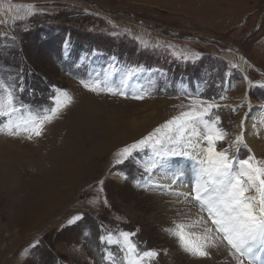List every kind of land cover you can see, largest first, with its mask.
Returning <instances> with one entry per match:
<instances>
[{"label":"rangeland","instance_id":"obj_1","mask_svg":"<svg viewBox=\"0 0 264 264\" xmlns=\"http://www.w3.org/2000/svg\"><path fill=\"white\" fill-rule=\"evenodd\" d=\"M97 81L96 91L84 86ZM0 84L5 109L13 91L14 122L43 116L63 91L72 97L40 136L0 131V264H126L122 244L100 239L120 232L134 233L139 253H159L141 264H227L186 252L174 234L183 225L200 243L188 194L208 129L197 120L200 139L191 128L169 139L162 126L219 104L204 118L221 117L217 150L234 158V171L253 156L264 167L263 153L234 144L252 104L264 110V0H0ZM8 119L0 115V126Z\"/></svg>","mask_w":264,"mask_h":264},{"label":"snow or ice","instance_id":"obj_2","mask_svg":"<svg viewBox=\"0 0 264 264\" xmlns=\"http://www.w3.org/2000/svg\"><path fill=\"white\" fill-rule=\"evenodd\" d=\"M99 83L97 81L93 86L85 83L84 86L96 91ZM4 87L0 84V88ZM8 89L6 109L4 101L0 99V115L9 119L7 124L0 126V131L6 130L10 136L25 132L29 133L28 139H32V134L42 135L45 123L50 122L61 107H66L72 101L68 92L63 91L64 99L60 100L56 97L55 106L48 109L43 116L14 122L11 116L18 109L14 106L11 86H8ZM137 98L142 99L143 97L138 96ZM220 107L219 104L201 105L200 110L183 112L162 126L167 129L165 135L169 139L171 133L183 136L189 128L195 131L197 120L202 121L208 129L204 136L207 146L201 152L200 164L202 166L192 185L193 191L188 194V198L199 205L201 215L198 216L196 223L203 225L204 231L199 237L200 243L189 239L191 233H186L183 225L176 226L177 231L174 234L178 237L182 248L194 256L210 257L211 253L208 249L224 247L229 250V255L236 261V264H245L244 257H248L249 260L253 258L256 244L264 245V167L254 165L253 158L249 157L242 159L239 162V170L234 171V158L227 151L217 150L216 143L224 140L226 136L225 132L216 127V124L221 122V117L217 115L214 121L204 118L211 115V110ZM160 131L161 128H157L149 136L131 146H125L118 153L120 159L116 161V164L124 163L135 151L142 146L146 147L148 141L153 140L154 134ZM242 142L241 136H237L234 144L239 145ZM170 155L175 157L184 155V153L172 152ZM80 219L81 216L78 215L70 223ZM113 235L116 234L109 233L108 237L101 236L100 239L102 242L122 244L126 252V264H141L144 257L159 255L155 250L139 253L136 245L129 243L134 233L120 232L115 241L112 240ZM106 255L110 258L112 253L109 252Z\"/></svg>","mask_w":264,"mask_h":264},{"label":"bare ground","instance_id":"obj_3","mask_svg":"<svg viewBox=\"0 0 264 264\" xmlns=\"http://www.w3.org/2000/svg\"><path fill=\"white\" fill-rule=\"evenodd\" d=\"M252 107H259L258 108V110H254V111H252V109L247 113V115L245 116V118L243 119V122H242V124H241V126H240V132H237V133H235V135L236 136H241V138H242V143H244V144H247L248 146H253V148L257 151V152H259V153H263L264 154V132L263 131H261V126H259L258 124H257V121L258 120H261V119H263V113H264V110H262L261 111V107H262V105L259 103V102H257L256 101V103H253L252 104ZM113 118V117H112ZM149 118H148V116H144L143 117V122L142 123H139V121L137 120V118H130V119H127L126 121H127V126L128 127H131V129H135L136 130V128L138 127V126H142L145 122L144 121H146V120H148ZM134 130V131H135ZM189 130H191V129H189ZM189 133H193L192 135H194L196 138H199L200 139V137H198V136H196V134H194V131H192L191 130V132L189 131ZM144 134V133H143ZM144 136V135H143ZM235 136V137H236ZM192 137V136H191ZM191 141V140H190ZM206 141V140H205ZM199 142V141H198ZM250 145H249V144ZM184 147V146H183ZM183 147L181 148V149H183ZM238 147H239V145H238ZM237 147V148H238ZM255 147H257V149L255 148ZM163 148H165V147H163ZM236 148V149H237ZM166 149V148H165ZM165 149H163L162 151H164ZM180 149V150H181ZM187 149V148H186ZM183 151H184V149H183ZM218 151H221L220 150V148L218 149ZM191 153H193V151L191 152ZM185 154V153H184ZM187 154V153H186ZM191 155V154H190ZM196 156H197V154H195ZM182 156V155H181ZM191 156H193V154L191 155ZM194 157V156H193ZM253 158L255 159L254 161H252L253 162V164L254 165H257L258 166V160H257V158H256V156H253ZM158 159H159V162L160 161H162V163H164V164H166V165H168L169 163H168V158H167V156H165V154H164V156H158ZM183 161V160H182ZM197 163H200V162H197ZM163 164V165H164ZM162 165V166H163ZM174 166V165H173ZM178 166V165H177ZM184 166V163H182L181 164V167H183ZM192 167L194 168L193 169V179H195V178H197V175H198V173H199V170H200V168H201V166H199V165H197V166H194V163H192ZM186 168V167H185ZM187 169V171L186 170H184V171H186V173L188 172V168H186ZM183 175V174H182ZM191 175V176H192ZM194 183V182H193ZM191 188H193V187H191ZM192 190V189H191ZM191 214H192V212H191ZM198 220V218L197 217H192V219H191V221H192V226H193V228H196L195 229V231L196 232H198V234H202L203 233V231H204V227H203V225H200V224H198V223H196V221ZM199 237V236H198ZM262 247V245L260 244V243H257L256 244V249L257 250H255V248H254V250H253V258L251 259V260H249V258L248 257H244V261H245V264H264V253H263V251H262V253H260L259 252V247ZM263 249V248H262ZM212 253H218V254H215V255H219V257H224V256H226V258H227V260H226V263L227 264H236V261L229 255V250H227L226 248H224V247H221L220 249H218V251H217V249H213V251H211V255H210V258H212V257H214V254H212ZM219 260H220V258H219ZM212 264V263H211ZM217 264V263H216Z\"/></svg>","mask_w":264,"mask_h":264}]
</instances>
